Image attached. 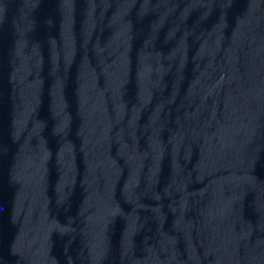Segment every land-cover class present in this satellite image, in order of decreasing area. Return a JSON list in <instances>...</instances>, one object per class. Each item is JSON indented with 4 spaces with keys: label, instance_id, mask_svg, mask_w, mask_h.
<instances>
[{
    "label": "water",
    "instance_id": "water-1",
    "mask_svg": "<svg viewBox=\"0 0 264 264\" xmlns=\"http://www.w3.org/2000/svg\"><path fill=\"white\" fill-rule=\"evenodd\" d=\"M0 264H264V0H0Z\"/></svg>",
    "mask_w": 264,
    "mask_h": 264
}]
</instances>
